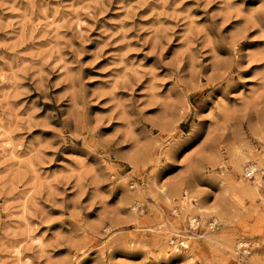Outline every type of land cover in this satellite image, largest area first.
Wrapping results in <instances>:
<instances>
[{
  "label": "rangeland",
  "instance_id": "rangeland-1",
  "mask_svg": "<svg viewBox=\"0 0 264 264\" xmlns=\"http://www.w3.org/2000/svg\"><path fill=\"white\" fill-rule=\"evenodd\" d=\"M0 264H264V0H0Z\"/></svg>",
  "mask_w": 264,
  "mask_h": 264
},
{
  "label": "bare ground",
  "instance_id": "bare-ground-1",
  "mask_svg": "<svg viewBox=\"0 0 264 264\" xmlns=\"http://www.w3.org/2000/svg\"><path fill=\"white\" fill-rule=\"evenodd\" d=\"M242 163V162H241ZM260 164V163H259ZM251 166V168L252 169H256V171L258 170V169H260V168H258V164H256V163H253L252 165H250ZM261 170V169H260ZM255 171V172H256ZM262 171V170H261ZM254 174H256V173H254ZM256 178L258 179V176H256ZM246 188H248V187H246ZM191 220H192V222L194 223V225H197L198 224V222H197V219L195 218V216H193L192 218H191ZM182 243H185V241L183 240V242ZM186 244V243H185ZM18 251V250H17ZM17 254H21V252L20 251H18L17 252ZM20 257L22 258V256L20 255Z\"/></svg>",
  "mask_w": 264,
  "mask_h": 264
},
{
  "label": "built area",
  "instance_id": "built-area-1",
  "mask_svg": "<svg viewBox=\"0 0 264 264\" xmlns=\"http://www.w3.org/2000/svg\"><path fill=\"white\" fill-rule=\"evenodd\" d=\"M256 169H252L251 166L247 168L246 172L248 173V175H254Z\"/></svg>",
  "mask_w": 264,
  "mask_h": 264
}]
</instances>
